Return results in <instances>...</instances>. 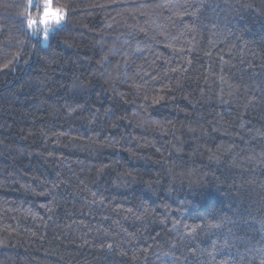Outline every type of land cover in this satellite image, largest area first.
Returning <instances> with one entry per match:
<instances>
[{
	"label": "trees",
	"instance_id": "obj_1",
	"mask_svg": "<svg viewBox=\"0 0 264 264\" xmlns=\"http://www.w3.org/2000/svg\"><path fill=\"white\" fill-rule=\"evenodd\" d=\"M0 0V264H264V0H68L42 48Z\"/></svg>",
	"mask_w": 264,
	"mask_h": 264
},
{
	"label": "clouds",
	"instance_id": "obj_2",
	"mask_svg": "<svg viewBox=\"0 0 264 264\" xmlns=\"http://www.w3.org/2000/svg\"><path fill=\"white\" fill-rule=\"evenodd\" d=\"M68 0H25L18 15L33 39L42 48L50 43V34L55 33L69 19Z\"/></svg>",
	"mask_w": 264,
	"mask_h": 264
}]
</instances>
